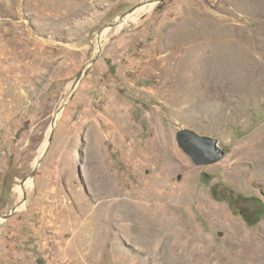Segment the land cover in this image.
<instances>
[{"label": "rangeland", "instance_id": "rangeland-1", "mask_svg": "<svg viewBox=\"0 0 264 264\" xmlns=\"http://www.w3.org/2000/svg\"><path fill=\"white\" fill-rule=\"evenodd\" d=\"M145 1L0 0V264H264V0Z\"/></svg>", "mask_w": 264, "mask_h": 264}, {"label": "water", "instance_id": "water-1", "mask_svg": "<svg viewBox=\"0 0 264 264\" xmlns=\"http://www.w3.org/2000/svg\"><path fill=\"white\" fill-rule=\"evenodd\" d=\"M160 1L161 0H155L153 2L157 3V2H160ZM141 4L137 5L136 7L131 8L127 12H125V13L121 14L120 16H118L114 21H112L108 25L102 27L99 30L98 35H100L101 32L105 28H114L118 24L123 22V20L128 15H131L132 13H134L135 10ZM97 57H98V53L94 56V58L90 59L89 62L85 64V66L79 72V74L77 75V77L75 79L74 87L78 84V82L80 80V77L82 75V72L85 70V68L87 66H89L91 63H93L96 60ZM71 97L72 96L70 95L69 99H71ZM68 100H66V101H68ZM66 101H64L60 105V107L57 109V111H56V113H55V115L53 117V120H52L51 126H50L51 127L50 133H49V136H48V139H47V146L52 141L53 127L56 124V122H55L56 121V117L61 112V110L63 109L64 104L66 103ZM175 139H176V142H177V145L179 146V148L191 159V161L195 165L212 164L214 162H217V161L221 160L225 156V150L220 147L219 141L217 139L199 135V134H197L196 132H194V131H192L190 129H180V130H178L176 132V134H175ZM45 154H46V150L38 158V160L36 162V165L34 166L33 170L30 173V175L27 177L28 179H31V178H33L35 176L36 171L38 169V166H39L40 162L42 161V158L45 156ZM16 208L17 207H13L8 213L1 215L0 218L8 219L11 215L16 213Z\"/></svg>", "mask_w": 264, "mask_h": 264}, {"label": "bare ground", "instance_id": "bare-ground-1", "mask_svg": "<svg viewBox=\"0 0 264 264\" xmlns=\"http://www.w3.org/2000/svg\"><path fill=\"white\" fill-rule=\"evenodd\" d=\"M154 4L155 2L153 1H145L143 2L136 10L134 13H132L131 15H128L124 20L123 22H121L120 24H118L116 27H114L115 29H119L121 26H123V24L125 23H128V22H133V21H136L138 19L139 16H141L142 14L144 13H147L149 11L152 10V8L154 7ZM110 31V28H105L100 35H98V38H97V45H101L103 43V36L108 32ZM105 39V38H104ZM241 51H240V54L244 53L245 52V49H247L246 47H241L240 48ZM58 118V115L56 117V120ZM56 122V121H55ZM46 142L44 143V147H46ZM260 145V144H258ZM257 146V144H256ZM244 148V147H242ZM255 148V147H254ZM256 150H252L250 148H246V152H248L249 154H252L253 152L255 153ZM260 159V158H259ZM23 189V188H22ZM152 216L154 215H149L150 218H152ZM147 217V218H149ZM149 218V219H150ZM191 252H192V263L194 262V257H197L199 259V264L201 263V261H203V259H206V262H208L209 259H207V257L205 256V254L203 252H196V248L194 249H191ZM258 255L257 254H253L250 259H251V263L250 264H257L256 261L258 259Z\"/></svg>", "mask_w": 264, "mask_h": 264}, {"label": "trees", "instance_id": "trees-1", "mask_svg": "<svg viewBox=\"0 0 264 264\" xmlns=\"http://www.w3.org/2000/svg\"><path fill=\"white\" fill-rule=\"evenodd\" d=\"M238 200H240V201H246L247 199L246 198H243V197H240V196H237V198H235V200L229 199V203L234 204V205H237ZM248 210H250V212L256 213V216L255 217L250 216ZM259 213H260V209H259L258 206H257V209H254V208H249L248 209L247 207H245V208L243 207V210L240 212V214L243 217H245L247 221H250V220H252L251 218H254L255 222L258 221V214Z\"/></svg>", "mask_w": 264, "mask_h": 264}]
</instances>
